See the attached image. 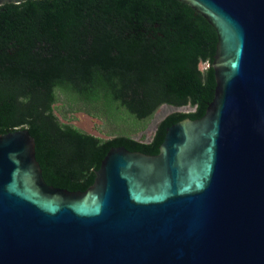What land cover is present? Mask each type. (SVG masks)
I'll use <instances>...</instances> for the list:
<instances>
[{
    "label": "water",
    "instance_id": "obj_1",
    "mask_svg": "<svg viewBox=\"0 0 264 264\" xmlns=\"http://www.w3.org/2000/svg\"><path fill=\"white\" fill-rule=\"evenodd\" d=\"M178 1L217 34L205 114L156 155L111 147L84 192L46 184L28 130L0 134V264H264V0Z\"/></svg>",
    "mask_w": 264,
    "mask_h": 264
},
{
    "label": "trees",
    "instance_id": "obj_2",
    "mask_svg": "<svg viewBox=\"0 0 264 264\" xmlns=\"http://www.w3.org/2000/svg\"><path fill=\"white\" fill-rule=\"evenodd\" d=\"M214 28L178 0H25L0 6V134L26 129L47 185L86 191L111 147L158 154L169 126L201 118L216 87ZM202 64L206 65L202 69ZM115 125L102 140L53 106ZM163 105L191 107L136 140Z\"/></svg>",
    "mask_w": 264,
    "mask_h": 264
},
{
    "label": "rangeland",
    "instance_id": "obj_3",
    "mask_svg": "<svg viewBox=\"0 0 264 264\" xmlns=\"http://www.w3.org/2000/svg\"><path fill=\"white\" fill-rule=\"evenodd\" d=\"M201 68L205 69L206 65L202 64ZM191 110V107H172L163 105L148 121L145 130L134 133L132 137L136 140L148 142L151 140L157 125L167 115L173 112H187ZM53 112L61 124L72 126L81 132L90 134L99 139L109 140L117 134V128L115 125L108 124L105 123L104 120L91 117L83 111L70 109L62 103L55 104L53 106Z\"/></svg>",
    "mask_w": 264,
    "mask_h": 264
}]
</instances>
